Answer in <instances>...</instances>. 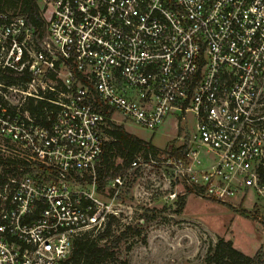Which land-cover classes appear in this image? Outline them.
<instances>
[{
  "label": "built area",
  "instance_id": "2783aa9c",
  "mask_svg": "<svg viewBox=\"0 0 264 264\" xmlns=\"http://www.w3.org/2000/svg\"><path fill=\"white\" fill-rule=\"evenodd\" d=\"M36 2L41 36L0 3V264H72L74 237L116 216L132 173L157 164L136 157L104 199L108 120L156 129L191 116L163 169L222 202L258 186L264 0ZM38 101L42 119L28 108Z\"/></svg>",
  "mask_w": 264,
  "mask_h": 264
},
{
  "label": "rangeland",
  "instance_id": "374dc122",
  "mask_svg": "<svg viewBox=\"0 0 264 264\" xmlns=\"http://www.w3.org/2000/svg\"><path fill=\"white\" fill-rule=\"evenodd\" d=\"M5 6L7 11L19 10ZM113 116L122 119L121 115ZM192 125L191 116L181 123L169 117L156 129L130 121L123 125L155 147L147 158L157 164L141 166L118 191L117 221L110 235L100 241L117 243L114 254L100 264H212L215 262L209 257L219 239L231 241L234 248L250 257L248 264H264V177L242 197L222 202L189 191L186 180L163 169L161 162L172 155V147L182 143V135H189ZM137 156L145 161V151ZM122 165L123 160L116 158L109 173L120 174ZM109 192L111 187L105 186L104 199ZM173 193L175 196H170ZM126 226L130 231L123 236ZM105 227L103 223L84 228L79 236L88 232L89 237H96Z\"/></svg>",
  "mask_w": 264,
  "mask_h": 264
},
{
  "label": "trees",
  "instance_id": "16d2710c",
  "mask_svg": "<svg viewBox=\"0 0 264 264\" xmlns=\"http://www.w3.org/2000/svg\"><path fill=\"white\" fill-rule=\"evenodd\" d=\"M0 3L1 8L5 10V5L19 8L17 11L25 16L27 23L36 30L39 36L42 35L46 21L36 0H0ZM28 108L38 119L44 118L43 101H38L35 106H29ZM105 136L103 149L95 166L98 187L103 189L114 176L119 175L117 172L109 173L114 166L116 158L123 160L122 171L120 173L122 174L128 168L131 161L138 157L137 153L139 151H145L144 160H148L152 159L147 158L149 153L155 150V147L149 141H145L135 134L128 132L122 124H114L109 120L105 127ZM184 151L185 145H180L172 147L171 154L182 156ZM0 163L8 165V161L1 160V158ZM259 177L260 179L264 177V164L259 168ZM188 189L192 191L190 187ZM116 221V216L110 215L105 223L106 227L103 233L96 237H89L88 232L79 236V232L73 239L70 262L72 264H100L103 260L113 255L117 241H113L110 244H102L100 241L105 236L110 235L111 226ZM129 231L130 226H126L121 235L126 236ZM135 232L139 234L140 230L137 229ZM209 259L216 264H248L249 260H251L250 257L234 248L231 241L223 239H219L214 244Z\"/></svg>",
  "mask_w": 264,
  "mask_h": 264
}]
</instances>
